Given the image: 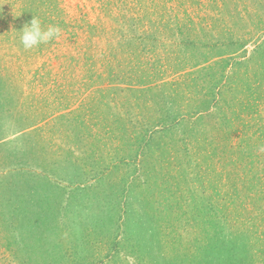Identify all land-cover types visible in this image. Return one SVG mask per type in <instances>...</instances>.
<instances>
[{"label": "rangeland", "instance_id": "374dc122", "mask_svg": "<svg viewBox=\"0 0 264 264\" xmlns=\"http://www.w3.org/2000/svg\"><path fill=\"white\" fill-rule=\"evenodd\" d=\"M33 15L61 38L25 50ZM263 233L264 0H0V264H245Z\"/></svg>", "mask_w": 264, "mask_h": 264}, {"label": "clouds", "instance_id": "9594fccd", "mask_svg": "<svg viewBox=\"0 0 264 264\" xmlns=\"http://www.w3.org/2000/svg\"><path fill=\"white\" fill-rule=\"evenodd\" d=\"M18 32L20 33L19 39L24 49L30 50L42 44L58 41L61 38L62 29L58 25L51 24L45 27L41 19L33 15L32 19Z\"/></svg>", "mask_w": 264, "mask_h": 264}, {"label": "trees", "instance_id": "16d2710c", "mask_svg": "<svg viewBox=\"0 0 264 264\" xmlns=\"http://www.w3.org/2000/svg\"><path fill=\"white\" fill-rule=\"evenodd\" d=\"M244 245L246 246L244 247V250H243V252L245 253L244 259L247 260L245 264H254L255 262H258L259 264H264V233L261 234V236L258 237L256 240L252 241L251 243L246 242L244 243ZM248 249L251 250L249 254L247 253ZM256 252H258V257L256 256ZM226 258L228 257H223L221 259L214 261L213 263L211 261V263H208V264H225ZM249 261H252V262H249Z\"/></svg>", "mask_w": 264, "mask_h": 264}]
</instances>
